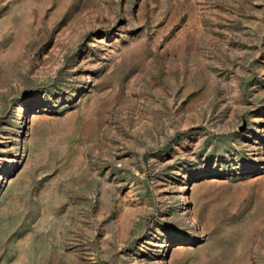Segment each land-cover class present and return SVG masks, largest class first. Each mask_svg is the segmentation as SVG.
Segmentation results:
<instances>
[{
	"label": "rangeland",
	"instance_id": "obj_1",
	"mask_svg": "<svg viewBox=\"0 0 264 264\" xmlns=\"http://www.w3.org/2000/svg\"><path fill=\"white\" fill-rule=\"evenodd\" d=\"M0 264H264V0H0Z\"/></svg>",
	"mask_w": 264,
	"mask_h": 264
},
{
	"label": "bare ground",
	"instance_id": "obj_2",
	"mask_svg": "<svg viewBox=\"0 0 264 264\" xmlns=\"http://www.w3.org/2000/svg\"><path fill=\"white\" fill-rule=\"evenodd\" d=\"M27 108H24V111H26ZM170 242L164 243V246L169 245ZM164 249V248H163Z\"/></svg>",
	"mask_w": 264,
	"mask_h": 264
}]
</instances>
